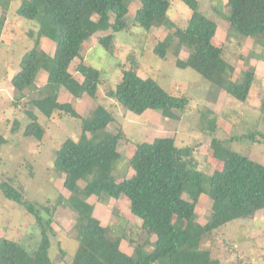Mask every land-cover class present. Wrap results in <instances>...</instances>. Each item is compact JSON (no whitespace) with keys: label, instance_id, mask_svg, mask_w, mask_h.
I'll list each match as a JSON object with an SVG mask.
<instances>
[{"label":"trees","instance_id":"16d2710c","mask_svg":"<svg viewBox=\"0 0 264 264\" xmlns=\"http://www.w3.org/2000/svg\"><path fill=\"white\" fill-rule=\"evenodd\" d=\"M11 1L0 0V38ZM128 1L20 0L15 10L19 19L34 23L36 31L28 34L33 47L22 54L18 70L10 79L11 104L17 107L29 98L28 103L48 121L68 116L78 123L80 137L77 141L65 139L54 155L53 168L64 175L62 187L68 192L66 198L58 195L57 202L50 205L32 203L25 198V190L18 181L11 185L0 179L2 197L23 209L33 219L39 234L30 251L17 241L0 237V264H53L48 255L53 216L62 202L75 215L77 247L68 264H221L202 247L204 239L224 226L251 219L264 210V166L236 152H222L223 141L215 138L210 140L209 148L220 168L209 177L197 170L192 147H179L173 138L161 137L136 144L128 159L132 176L114 178L111 173L120 159L117 146L121 133L114 134L108 129L114 121L112 113L96 105L82 117L70 103L58 101V92L62 90L76 99L86 95L96 101L98 87L106 84L97 69L80 60L81 46L91 37L87 23L92 17H98L96 30L109 31L96 38V43L109 55L115 51L117 32L132 26L145 33L153 26L168 29L173 26L167 15L172 0H135L137 7L130 23L126 22ZM182 1L190 12L185 26L175 28L158 41L153 54L166 60L167 53L171 52L175 67L190 68L227 96L244 103L254 79L253 71L246 69L237 81L232 80L234 69L224 60L222 48L214 44L216 13L209 15L200 11L196 0ZM225 4L228 14L223 19L227 22V36L252 40L260 49L258 59L264 62V0H225ZM108 14L113 17L112 22L106 21ZM41 38L52 42V55L40 48ZM184 47L189 51L187 60L179 58ZM76 59L79 62L70 72L69 67ZM40 70L46 73V81L37 87L35 80ZM104 97L113 100L123 111L141 115L155 110L171 120H178L176 112L184 111L188 105L186 97L172 96L154 80L139 78L134 62L128 68H121L120 81L115 87H104ZM259 112L264 114V94ZM26 115L29 123L21 136L41 142L44 127L31 111H26ZM19 130L20 123L15 119L10 131L16 134ZM88 134L100 138L90 141ZM247 136L253 142L257 137L264 139L258 132ZM6 142L0 134V145ZM80 181L82 187L78 184ZM201 195L211 202L209 217L203 225L194 220ZM121 196L128 201L129 213L141 221L145 235L141 242L128 238L129 246L133 247L131 255L120 249L122 240L127 238L124 229L118 232L102 225L87 201L95 197L103 204L106 199ZM148 245L152 249L145 252ZM60 253L64 255L61 249ZM262 261L264 264V253Z\"/></svg>","mask_w":264,"mask_h":264},{"label":"rangeland","instance_id":"374dc122","mask_svg":"<svg viewBox=\"0 0 264 264\" xmlns=\"http://www.w3.org/2000/svg\"><path fill=\"white\" fill-rule=\"evenodd\" d=\"M196 1L200 11L209 15L214 12L217 15L214 44L222 48L224 60L233 67L232 80L237 81L246 69L254 73L244 103L227 96L223 90L205 81L190 68L175 67L171 52L167 53L166 60H161L153 54L152 49L158 41L173 33L175 28L185 26L190 12L182 0H172L167 13L173 24L170 29L153 26L145 33L132 26L127 31L115 33L113 55L107 54L96 43L97 37L109 32L96 30L98 17H92L87 23L91 37L81 46L80 60L85 65L97 69L100 79L105 80L106 84L98 87L96 101L86 95L76 99L64 90L57 99L61 103H70L82 117H86L96 105H102L112 113L114 121L108 129L114 134L118 131L121 133L117 146L120 159L111 173L118 180L132 176L128 159L136 144L148 143L161 137L173 138L179 147H192L196 168L203 171L207 177L220 168L219 161L211 156L209 144L212 138L223 141L222 152L230 150L264 166V139L257 137V141L253 142L247 136L253 132L264 135V114L259 112V103L264 94V62L258 59L260 49L250 39L227 36V22L223 19L228 14L225 0ZM19 3L20 0H13L8 5L0 38V134L7 141L6 144L0 145V179L11 185L12 182L18 181L25 190V198L30 202L50 205L57 202L58 195L64 198L68 196V192L62 187L63 173L53 168L55 151L67 138L77 141L80 129L78 123L68 116L61 120H46L28 103L29 98L17 107L11 104L13 88L10 79L18 70L22 54L33 47V40L28 34L36 31L34 23L19 19L15 15ZM126 5L129 9L126 22L130 23L137 3L135 0H129ZM105 18L108 22L113 21L109 14ZM41 40L43 43L40 48L52 54V42L46 38ZM188 56V49L182 48L179 58L187 60ZM78 62L77 59L72 62L70 72H73ZM132 62L137 65L139 78H150L170 95L187 98L188 105L185 110L176 112L178 120L163 118L159 111L155 110L135 115L123 111L113 100L104 97V87H115L120 81L121 68H128ZM44 74L46 73L40 70L39 75ZM76 77L81 80L78 75ZM37 83L40 85L42 79L36 81L35 85ZM26 111L35 114L37 122L45 129L41 142L21 136L22 130L29 123ZM15 119L20 123V130L12 134L10 129ZM86 136L90 141L100 138L99 135ZM78 184L83 186L81 181ZM87 201L93 206L94 217L102 225L111 226L118 232L119 229H124L127 238L122 240L120 249L131 255L133 247L129 246L128 238L141 242L145 235L141 221L129 213L127 199L121 196L118 199H106L102 204L95 197H90ZM210 206V200L201 195L194 212L195 222L200 225L206 222ZM53 219V236L50 238L48 255L53 264H68L77 247L73 228L75 215L65 208L62 202L57 206ZM0 237L17 241L28 251L32 250L39 240L33 219L27 216L23 209L4 199L1 194ZM202 247L217 257L221 264H263L264 210L251 219L240 220L216 230L211 237L204 239ZM60 249L64 251V255L60 253ZM151 249L152 245H148L144 251L150 252Z\"/></svg>","mask_w":264,"mask_h":264},{"label":"crops","instance_id":"0c3cea01","mask_svg":"<svg viewBox=\"0 0 264 264\" xmlns=\"http://www.w3.org/2000/svg\"><path fill=\"white\" fill-rule=\"evenodd\" d=\"M42 39V38H41ZM43 43V41L42 40H40V44H42ZM42 47V46H41ZM42 50H43V48H42ZM53 50H54V47H53ZM44 51V50H43ZM47 53V52H46ZM52 53H53V51H52ZM47 54H49V53H47ZM49 55H52V54H49ZM40 75H39V73H38V77H39ZM36 78V80H35V82L36 81H39L40 79H42V83H40V85H38V83H37V87H42L44 84H45V81H46V74H44V75H42V76H40L39 78ZM60 93H62V91H60L59 93H58V97H59V95H60ZM57 97V98H58Z\"/></svg>","mask_w":264,"mask_h":264}]
</instances>
